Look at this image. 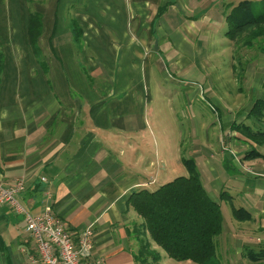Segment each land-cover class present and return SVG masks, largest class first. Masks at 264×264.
Instances as JSON below:
<instances>
[{
  "label": "crops",
  "instance_id": "1",
  "mask_svg": "<svg viewBox=\"0 0 264 264\" xmlns=\"http://www.w3.org/2000/svg\"><path fill=\"white\" fill-rule=\"evenodd\" d=\"M241 1L0 0V180L25 181L18 201L27 212L40 215L49 203L73 231L94 224V250L106 264H136L140 238L160 253L159 264H170L128 203L133 192L173 180L185 159L157 140L162 122L141 63L152 58L148 47L157 34L171 35L178 52L194 55ZM31 15L41 21L34 42ZM240 113L248 125V112ZM224 118L220 159L206 144L193 148L192 161L210 196L226 192L230 205L248 215L237 220L230 210L216 242L223 263L264 264V161L231 150L239 138L228 130L234 119ZM220 165L238 174L222 170L221 178ZM32 250L23 216L0 207V264H27Z\"/></svg>",
  "mask_w": 264,
  "mask_h": 264
},
{
  "label": "rangeland",
  "instance_id": "2",
  "mask_svg": "<svg viewBox=\"0 0 264 264\" xmlns=\"http://www.w3.org/2000/svg\"><path fill=\"white\" fill-rule=\"evenodd\" d=\"M259 1L261 0H253V3L259 5ZM257 7L260 8V6ZM231 8V6L228 8L229 11ZM257 11L261 10L257 9ZM28 31L30 37V34L33 33L31 25H29ZM226 31L227 23H223L219 32L216 30L212 31L211 41L209 43L206 42V44L201 43L199 47L203 46L199 48V51H196V55L192 56L187 51L178 52L172 42L171 35L157 34L154 36V39L152 38L148 47L152 58H148L147 60H145V57L143 58L144 61L141 63V69H145L147 79L149 71L151 81L150 84L148 82V86L156 102V108H158L155 110L157 121L162 122L163 127L162 134L160 130L156 129L157 140L159 142L162 141L160 145L164 144L172 157V154L175 155V152L179 150V153L183 154L185 159L192 160L194 156L193 148L209 144L206 147L214 152L213 158L220 159L221 152H219V149L223 152L227 146L224 135L221 136L223 138L219 141L217 140L218 136L223 132L225 116L234 119L233 123H231L232 126L230 125L228 130L237 131V137L240 141H237L236 145L231 147L234 153L243 156L251 148H255L261 152L264 151V146H257L254 139L244 137L243 130L240 128V125L243 123L240 120L242 118L240 116L243 113H240V111L242 110L246 113L252 108L257 98L261 97L264 99V51L261 50L264 45L256 43L249 49L243 45V39L238 42L229 40L224 34ZM24 37H26L25 34L20 35L21 39ZM167 42L168 44H166ZM163 46L166 48L164 49ZM155 58H157L155 61L161 63V65L158 64L159 69L154 64ZM146 62L148 65L145 66L144 63ZM151 62L153 64L150 65ZM223 110L229 112L224 115ZM248 125H251V123ZM202 158L204 159V157ZM218 160H215V162L217 163ZM180 167L182 173H177L173 178L186 175L187 172L183 165ZM219 169L218 174L221 178L223 176L222 170L227 171L229 176L238 174L230 168L226 169L225 166L222 167L220 165ZM200 172L202 173L203 171L200 169ZM228 175L225 177H228ZM262 176L264 177L263 174ZM25 187L26 185L24 189ZM158 187L159 184L156 183L147 190L152 191ZM230 194L234 196L232 192ZM210 197L220 207L222 229L228 221L232 205L227 200L228 198L223 196H214L215 199L212 196ZM234 204L238 206L236 201ZM49 209L52 215L62 222L56 216L51 205ZM66 227H68L74 236L81 235L82 233L85 235L90 234V231H87L89 227L92 231L91 235H93L92 242L94 248V224L84 227L79 232L73 231L68 225ZM136 247L134 251L137 259L135 260L136 264H159L161 260L160 253L151 249L148 239L144 241L143 238H140V243ZM157 247L163 252L170 264H198L189 261V259L185 261L173 260L167 256L162 248ZM217 248L218 246H216L215 258L211 262L214 264H224L218 254L219 248L218 250ZM94 249L93 253L95 257L97 255L100 256ZM155 253L160 257L158 262L153 259ZM33 256L36 258L34 248L31 253L27 254V264L29 263L28 257ZM246 258L249 261L252 260L248 257ZM253 258L256 260L257 256L254 254ZM257 259L259 260V258Z\"/></svg>",
  "mask_w": 264,
  "mask_h": 264
},
{
  "label": "trees",
  "instance_id": "3",
  "mask_svg": "<svg viewBox=\"0 0 264 264\" xmlns=\"http://www.w3.org/2000/svg\"><path fill=\"white\" fill-rule=\"evenodd\" d=\"M255 6L261 11H257ZM166 8L157 9L154 22L163 15ZM30 20L33 27L30 38L34 42L41 21L37 15H31ZM225 20L227 31L224 34L229 40L238 42L243 39V45L249 49L256 43L264 45V0L259 1V5L248 0L239 2L225 15ZM69 24L73 38L80 41L81 30L76 21L69 19ZM261 50L264 51V46ZM246 116L251 125L242 123L238 127L243 130L244 137L254 139L259 147L264 146V99H256ZM242 158H260L264 161V154L251 148ZM183 165L187 176H178L154 191H135L130 195L128 203L143 220V230L149 239L162 248L169 258L214 264L211 261L216 255V240L222 224L220 207L202 186L194 162L184 159ZM225 193L222 192L220 196ZM231 210L237 220L248 217L247 212L241 208L232 207ZM159 258L155 253L153 259L158 262ZM134 259L137 260L136 257Z\"/></svg>",
  "mask_w": 264,
  "mask_h": 264
},
{
  "label": "built area",
  "instance_id": "4",
  "mask_svg": "<svg viewBox=\"0 0 264 264\" xmlns=\"http://www.w3.org/2000/svg\"><path fill=\"white\" fill-rule=\"evenodd\" d=\"M25 181L16 180L5 185L0 180V207L8 206L21 214L24 229L30 237L36 258L28 257V264H106L101 256L93 253L92 231L90 234L74 236L67 225L56 219L49 207L44 206L40 215L33 216L20 204L18 195L24 189Z\"/></svg>",
  "mask_w": 264,
  "mask_h": 264
},
{
  "label": "water",
  "instance_id": "5",
  "mask_svg": "<svg viewBox=\"0 0 264 264\" xmlns=\"http://www.w3.org/2000/svg\"><path fill=\"white\" fill-rule=\"evenodd\" d=\"M155 48H156V44H155Z\"/></svg>",
  "mask_w": 264,
  "mask_h": 264
}]
</instances>
